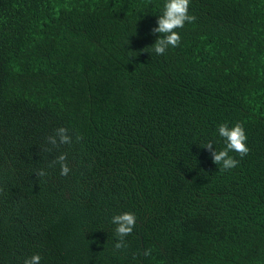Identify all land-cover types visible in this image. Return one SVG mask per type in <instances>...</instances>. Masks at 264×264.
I'll return each mask as SVG.
<instances>
[{
    "label": "trees",
    "instance_id": "16d2710c",
    "mask_svg": "<svg viewBox=\"0 0 264 264\" xmlns=\"http://www.w3.org/2000/svg\"><path fill=\"white\" fill-rule=\"evenodd\" d=\"M165 2L0 0V264H264V0H190L158 55Z\"/></svg>",
    "mask_w": 264,
    "mask_h": 264
},
{
    "label": "clouds",
    "instance_id": "9594fccd",
    "mask_svg": "<svg viewBox=\"0 0 264 264\" xmlns=\"http://www.w3.org/2000/svg\"><path fill=\"white\" fill-rule=\"evenodd\" d=\"M190 0H166L163 6V13L157 20V27L152 29L153 34H160L155 44L152 46L155 53L164 55L169 47L175 48L180 44V35L176 29L183 28L185 23H193L196 20L194 15L189 14ZM219 136L224 139L225 147L221 150H213V143L208 142L202 148H206L212 156L213 163L219 167V171L234 169L238 166L239 161L231 156L230 152L237 153L241 158L249 154L250 149L247 146V135L241 123H236L233 127L228 124H221L218 127ZM83 137L76 136V141L79 142ZM48 143L53 146L60 144H71L72 137L68 134V129L61 127L56 130L54 136L48 137ZM59 164L61 175L67 176L70 173V168L67 164V154H61L52 161V165ZM47 173L40 170L36 173L37 178L45 176ZM112 223L116 225L115 233L119 242L115 244L116 249L126 247L125 238L132 234L136 224V217L131 212L115 215L112 218ZM144 255H151V250H146ZM41 256L35 254L26 259L24 264H40Z\"/></svg>",
    "mask_w": 264,
    "mask_h": 264
}]
</instances>
